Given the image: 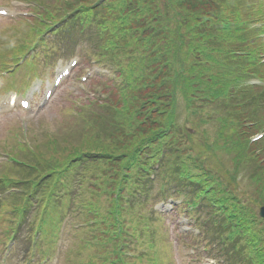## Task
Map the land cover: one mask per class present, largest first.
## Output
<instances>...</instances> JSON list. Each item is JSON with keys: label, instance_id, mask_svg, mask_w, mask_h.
<instances>
[{"label": "rangeland", "instance_id": "1", "mask_svg": "<svg viewBox=\"0 0 264 264\" xmlns=\"http://www.w3.org/2000/svg\"><path fill=\"white\" fill-rule=\"evenodd\" d=\"M6 1L7 0H0V3ZM65 2L66 0H46V8L49 12L55 14V17H57L64 13L63 4ZM25 28H27L26 21H12L0 18V61L6 59L7 57V54L9 52V40H14L19 35H22V37L24 35V37H26L25 34H22L23 31H27ZM172 37L175 40V37ZM74 39L76 40V42H78L80 36L76 35ZM53 44L54 41L51 43V46H53ZM136 47V45L133 46L134 49ZM177 47V44L173 42L171 47L173 56L184 57L186 52L178 51ZM73 49L74 47H72V50ZM57 51L61 54L57 56L61 61H66L74 55V52H72L71 54H63V51H61L60 48L59 50H56V53ZM84 53L85 52L83 51L81 62L78 67L75 68L71 80L65 82L62 87L58 89L53 98L50 99L43 108H37L36 106L37 100L41 99L42 97L40 96L36 99L31 110L27 112H21L18 109H7L2 114H0V157H5L4 160H0V172L5 169H14L17 175H20L24 171L23 168H20V170L12 168V166L9 165H12L14 163L10 159H8L9 154L17 155V157L22 159L23 153L21 149L24 146H20V143L25 141L32 145V143H34L36 139L40 141L44 140L46 139L47 134L59 131V128H61L62 124L63 128L68 127L67 131L70 129L71 131H74L76 118L82 119L85 115H87L90 110L89 108L92 105L90 103L88 106L83 107L81 105H76V102L77 104H85V101H87V97L92 95H99L102 91V88L105 90V92H110V87L105 86V83H110L111 81H119V78H115L116 75H114L110 71L109 76H100L98 78H95L97 79V85L96 89L93 92H89L83 90L82 88H79L78 76L84 75L91 64V60L87 57L89 55V52H86L85 54ZM110 58L115 59V55H111ZM137 59L139 60L138 57ZM33 60L35 64L32 63L30 67L34 65L37 68L36 73L40 76L43 75L46 82V78L49 77L50 79L53 72L52 62L56 61L57 59L51 60L50 65H43V57L41 55L39 58L35 57ZM115 60H117V58ZM168 62L170 65H174V68H179L181 60L172 58ZM188 63H190V60L188 61ZM200 69L201 67L196 68L195 72L198 73L197 71ZM208 70L212 71V69L210 68H208ZM30 72L31 70L25 68L18 75H23ZM169 72H171V70H169ZM169 75L173 77L171 73H169ZM1 76L3 77L5 76V74H1ZM94 80L89 83L88 90H90V87L94 83ZM14 84H16L15 77H11L6 81L3 80V78H0V92L3 93L2 89L4 87L12 86ZM127 96H129V94ZM98 98L100 99L99 96L91 97V102L93 101L92 99H94L95 101ZM208 102H210V104L207 102H197L194 105V107L197 109L195 114L192 116L187 115V109L192 108V106L186 103L179 87L176 86L170 106H172L174 109L173 124L177 123L180 126L176 124L178 130L173 128V130L167 134L168 139L165 140L172 141V144L168 147V149H171L169 150V152L174 156L172 155L169 157V164L165 167H162L160 175L162 173H166L172 165H176L172 167L174 170L181 171L182 169L183 173L186 171L184 169L185 166H187L190 169V172L193 174V177H200L197 178V180L199 181H202V176H204L205 173H212L213 175H209L212 176L209 178V181H212V184L214 186L208 185L210 184V182L205 185V187L208 185L206 189L212 192L216 190V187H218V183L216 181H218L219 177L221 178L220 180L228 179V176H230L232 172L235 171L238 174L237 178L239 179L237 182L238 184L235 185L236 188L239 189V192L234 193V195L237 200L245 201L246 205L252 208L257 216V211L261 202L257 201L256 196L259 195L258 193H256V195L252 194V190L255 184L252 182V179L249 181V176L254 177L257 181V175L260 174V170H257V168L256 170L254 168H251L250 163L245 162L244 164H240V166H237L230 171V161L232 154L229 156L228 154L221 152L219 150L220 144H215L214 147L211 146V144L213 143V136L214 134L216 135L217 132V127L219 125L218 122L213 123V127H211L209 123L204 125L205 133L200 135L202 140H199L198 135L194 134L193 132V128L196 126L199 118L210 115L211 101ZM262 103H264V99H262ZM77 107H82L84 109V112L80 111L81 114L76 113L75 109ZM245 107H242V109H245ZM262 108H264V104H259V109L261 110ZM253 110L254 109L252 107L249 108V112ZM186 117L189 118V122L184 121ZM163 128V126L160 127V131ZM213 128L215 129V131L213 130ZM200 130H203V127H201ZM163 141L164 139H161L159 145H161ZM189 155H191V157H197L196 159L200 160L203 169L194 168L196 164H194V161H192V159L188 158ZM177 163L180 165H178ZM190 172L186 174L189 175ZM200 174L202 175L200 176ZM168 184L170 183L162 182L160 184L158 183V186L161 189L162 187H166ZM228 187L232 189V186ZM0 190L2 191H0V202L6 201L7 204H9V201H7L6 199H10V197H4L3 195H1V193H4L3 187L0 186ZM186 191L189 190L187 188H184L183 190H180V193L185 194ZM153 193H155V191ZM180 197L183 200V197ZM101 199L103 198L100 197V200ZM198 201L197 205L199 207H202L204 204L205 208L196 212V215L200 214L199 218H196V215H194L193 220L194 223H196L195 227H199L198 224H202V240H204L206 243L209 242L210 244H216L217 254L221 257L224 256L226 259H228V262H232L233 259H235L236 264H256L257 257L255 252L257 250V246L264 241L262 236V226L257 221L258 217L256 218L254 216L256 222H253L248 227H245V229L243 230L245 233L242 234L241 237H237L236 240L228 242L225 237H223L227 231V229L224 227V224L227 223V220L224 217L219 218V216H215L217 210L207 206L205 202L202 203L200 202V200ZM59 203L64 204L63 200H60ZM183 206L177 207L176 216H174L173 220L175 225L171 226V228H168L170 220H167L164 216L161 217V215L157 214V216L153 217L154 221L149 223L152 224V227L154 229L151 228L150 230H142L139 227H136L139 230L144 231L142 239L135 240L133 241V243L130 240L132 247L124 251V256L121 259L126 260V257H128V255H132V259L130 258V260L126 264H190L188 262L186 250H182V248L180 247V242L184 241L183 239L188 240L190 237V234L181 233L179 231V227L181 225L180 217L185 212ZM0 207L2 208H0V264H112V261L118 258L117 256L113 255H108L107 257H105V253H107V250L110 249L112 245H108V248L105 249V246L102 243H97L94 246L86 243L87 246L93 247L86 248L83 242L84 238L86 237H83L82 234L89 233L91 228H83L82 230H80L81 228L77 227V223L73 222L71 225L66 226L67 235L60 237L63 238L61 243V245L63 246L62 255L61 252H59L57 249L59 244H57V242L55 241H46V247L49 252H46L45 256H42V253L39 249H34L32 252L25 253L24 251L28 250V236L31 232V226L35 225L34 220L32 223L31 217L25 218L26 222L24 224V228L19 229L17 233V235L20 237L17 238L16 244H14L12 247L11 244H8V249H10V251H7V254L2 255L1 250L5 243L2 237L6 234L5 232H3V228L4 226H6V222L7 225H9L10 222L15 224L16 215L13 213L11 207L9 209H5L2 207L1 203ZM55 208L57 210H60L59 207ZM132 208L133 209L130 210V213H134V211L139 209L142 216H146L148 213H150V204L147 205L141 199L136 201L132 205ZM102 209L103 207L97 210H99L100 212L102 211V213L105 214V210ZM46 211L47 210H44L43 215L46 214ZM183 216L185 217V215ZM54 217L55 216L49 217L48 215L47 219L52 220L54 219ZM137 218H141V216H138ZM76 220L77 218H75V222ZM127 222H129L128 219L126 220V223ZM212 224L215 226H213ZM93 225L94 224H90V226ZM126 227L129 229L134 228L130 224H127ZM126 227L125 229H127ZM96 229L97 228L92 227V231H95ZM138 232H140L141 234V231ZM109 237H111L110 232ZM30 244L32 246V241ZM39 244L43 248V242L40 243L39 241ZM246 257L248 258V261H246Z\"/></svg>", "mask_w": 264, "mask_h": 264}, {"label": "trees", "instance_id": "2", "mask_svg": "<svg viewBox=\"0 0 264 264\" xmlns=\"http://www.w3.org/2000/svg\"><path fill=\"white\" fill-rule=\"evenodd\" d=\"M91 6V5H90ZM53 150L55 151H59L56 155L57 157H59L62 152L64 150H66V147L64 145L59 146V145H54L53 144ZM44 161L43 158H41L40 160H38L39 162ZM46 160V159H45ZM53 161L51 162L52 165ZM46 166H47V162H46ZM52 167V166H51ZM50 168H45L43 170V168H40L39 171H35V175H36V179L32 181V184L30 186H28L29 189L33 188L32 190H38V192L42 195L44 194V190L45 188H47L48 184L52 181V179L54 178V174L53 172L50 170ZM73 168V167H72ZM44 171H46V173H43ZM44 180H46V184L43 182ZM53 190V189H52ZM33 191V192H34ZM32 192V193H33ZM47 192V191H46ZM52 194H54V191H51ZM54 196V195H52Z\"/></svg>", "mask_w": 264, "mask_h": 264}]
</instances>
